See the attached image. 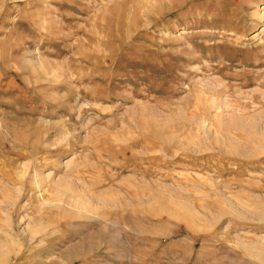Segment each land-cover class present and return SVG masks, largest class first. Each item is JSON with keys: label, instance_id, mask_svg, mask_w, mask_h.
<instances>
[{"label": "rangeland", "instance_id": "374dc122", "mask_svg": "<svg viewBox=\"0 0 264 264\" xmlns=\"http://www.w3.org/2000/svg\"><path fill=\"white\" fill-rule=\"evenodd\" d=\"M0 264H264V0H0Z\"/></svg>", "mask_w": 264, "mask_h": 264}, {"label": "bare ground", "instance_id": "6f19581e", "mask_svg": "<svg viewBox=\"0 0 264 264\" xmlns=\"http://www.w3.org/2000/svg\"><path fill=\"white\" fill-rule=\"evenodd\" d=\"M208 129V128H207ZM177 207V206H176ZM256 252V251H255Z\"/></svg>", "mask_w": 264, "mask_h": 264}]
</instances>
